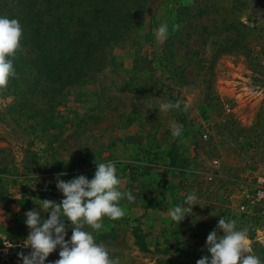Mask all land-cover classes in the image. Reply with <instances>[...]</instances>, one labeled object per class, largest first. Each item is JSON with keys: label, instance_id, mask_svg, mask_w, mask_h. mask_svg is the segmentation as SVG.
<instances>
[{"label": "rangeland", "instance_id": "rangeland-1", "mask_svg": "<svg viewBox=\"0 0 264 264\" xmlns=\"http://www.w3.org/2000/svg\"><path fill=\"white\" fill-rule=\"evenodd\" d=\"M132 24L101 72L50 99L27 74L0 90V264H23L17 254L31 251L23 247L25 213L39 200L64 198L57 174L91 180L95 163L108 162L120 190L135 197L120 201L122 218L104 217L98 231L84 226L110 258L196 264L210 257L207 235L224 217L248 228L264 264V201L252 197L264 184V0H148L132 10ZM162 24L165 41L154 35ZM177 101L179 109L159 112ZM172 122L183 125L181 136L172 135ZM190 193L200 204L178 225L169 210L187 206ZM135 233L167 253H144Z\"/></svg>", "mask_w": 264, "mask_h": 264}, {"label": "clouds", "instance_id": "clouds-1", "mask_svg": "<svg viewBox=\"0 0 264 264\" xmlns=\"http://www.w3.org/2000/svg\"><path fill=\"white\" fill-rule=\"evenodd\" d=\"M179 27L173 25V30ZM22 35L18 19L0 16V90L6 89L9 79L16 76L13 60L21 48ZM154 35L159 41L167 40L168 25H160ZM180 106V101L161 103L159 112L166 114ZM172 128L174 137L182 135L183 125L172 122ZM95 164L96 170L91 180L85 175H78L64 181L60 177L67 173L57 174L56 187L64 198L59 203L48 199L39 200V209L25 213L29 234L23 247L30 248L31 251L27 255L24 252L17 254L23 264H45L58 246L59 259L51 264H120L119 258H110L106 247L102 243L98 244L94 236L84 230V226L98 231L102 228L101 221L104 217L113 221L122 218L125 212L120 201L126 198L129 202H134L135 197L130 191L120 190L121 180L116 175L113 162ZM196 204H200L198 197L190 193L184 201L187 206H176L169 210L171 220L179 225L192 213V207ZM42 211L47 213L46 218L41 214ZM65 221L70 222L72 230L68 240L65 239ZM220 231L223 235L218 234ZM251 245L248 228L237 230L235 220L221 217L216 229L206 238L205 247L210 257L202 256L196 264H261L260 259L252 254ZM6 246L12 247L11 244Z\"/></svg>", "mask_w": 264, "mask_h": 264}, {"label": "trees", "instance_id": "trees-1", "mask_svg": "<svg viewBox=\"0 0 264 264\" xmlns=\"http://www.w3.org/2000/svg\"><path fill=\"white\" fill-rule=\"evenodd\" d=\"M148 0H0V16L18 19L23 35L13 60L18 82L33 78L32 88L50 99L67 84L93 77L109 63L113 45L133 34L132 10ZM135 242L147 254L167 250L148 248L143 236Z\"/></svg>", "mask_w": 264, "mask_h": 264}, {"label": "built area", "instance_id": "built-area-1", "mask_svg": "<svg viewBox=\"0 0 264 264\" xmlns=\"http://www.w3.org/2000/svg\"><path fill=\"white\" fill-rule=\"evenodd\" d=\"M254 200H261L264 201V184H259L257 189L255 190L254 194L252 195Z\"/></svg>", "mask_w": 264, "mask_h": 264}]
</instances>
